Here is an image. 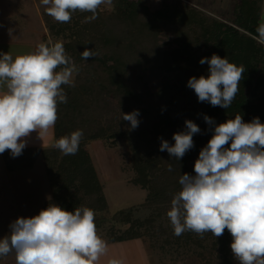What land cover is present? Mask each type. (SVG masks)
<instances>
[{
  "label": "trees",
  "instance_id": "16d2710c",
  "mask_svg": "<svg viewBox=\"0 0 264 264\" xmlns=\"http://www.w3.org/2000/svg\"><path fill=\"white\" fill-rule=\"evenodd\" d=\"M115 2L114 13L99 9L97 18L87 21L91 13L77 11L69 23L49 26L52 34L63 40L67 55L78 68L75 86H64L67 103L58 106L55 137L81 129L83 138L75 155H64L53 146L36 150L37 156H44L52 191L42 209L49 204L67 211L86 206L95 211L99 227L103 223L99 214L107 210L108 202L87 147L100 139L113 148L126 139L135 172L130 183L147 191V196L137 209L118 212L122 223L130 227L120 230L111 226L110 240L155 238L162 232L178 244L209 247L222 264H235L227 229L217 238L210 232L203 238L193 232L177 237L173 229L167 232L164 222L170 226L166 213L172 195L181 189L180 175L195 174L199 152L213 135L215 125H208L205 115L215 124L234 119L236 114H241L244 122L259 117L264 123V45L252 38L261 21L262 4L260 0H235V18L229 22L212 19L185 0L175 4L164 1L155 10L147 0ZM86 48L98 55L83 60L81 53ZM214 53L245 69L239 92L228 109L199 102L187 87L190 77L209 74V65L199 61ZM134 110L140 113L138 127L130 129V122L125 121L129 127L123 130L124 121L118 118ZM186 120H192L201 131L193 135L194 147L178 161L159 150L160 138L174 144L173 134L186 130ZM142 208L151 214L143 221L134 219V211ZM171 239L165 241L170 243Z\"/></svg>",
  "mask_w": 264,
  "mask_h": 264
},
{
  "label": "clouds",
  "instance_id": "9594fccd",
  "mask_svg": "<svg viewBox=\"0 0 264 264\" xmlns=\"http://www.w3.org/2000/svg\"><path fill=\"white\" fill-rule=\"evenodd\" d=\"M112 0H41L45 12L59 23H69L79 11L97 18L102 4ZM11 32V29H9ZM264 45V13L252 37ZM85 49V61L97 56ZM200 64L209 65L208 75L192 76L187 87L199 102L228 109L243 79L244 67L227 57L212 54ZM78 68L62 42H41L34 51L13 55L0 52V154L6 150L15 158L27 147L33 131L47 132L58 120V106L67 103L64 86L74 87ZM138 110L123 113L130 129L139 125ZM213 135L194 163V175L179 177L181 189L172 195L166 215L177 237L193 232L203 238L231 234L230 248L238 264H264V123L259 117L244 122L241 114L215 124ZM186 130L173 134L174 144L161 139V152L181 160L194 147L193 135L201 129L192 120ZM83 130L60 137L52 145L64 155H75ZM169 171L172 170L169 165ZM95 211L86 206L67 211L49 204L32 217H18L9 225V234L0 239V258L15 255V264H98L108 252L107 242L98 234ZM107 264H123L111 258Z\"/></svg>",
  "mask_w": 264,
  "mask_h": 264
},
{
  "label": "rangeland",
  "instance_id": "374dc122",
  "mask_svg": "<svg viewBox=\"0 0 264 264\" xmlns=\"http://www.w3.org/2000/svg\"><path fill=\"white\" fill-rule=\"evenodd\" d=\"M33 0H0V12L3 10L10 13H16V22L11 25L15 26H31L36 33H43L48 28L49 39L53 42H63L62 39L54 36L49 29L50 24H55L51 16L45 12V6L41 4V0H36L38 9L33 6ZM167 1L171 4L180 2L181 0H147L150 9L155 10L161 4ZM190 5L196 7L199 11L204 12L212 19L222 21H233L235 0H185ZM262 4V13H264V0H260ZM101 10L105 12H113L116 9V2L112 0L111 4H102ZM3 11V13H5ZM43 14L45 20L41 25L40 17L37 14ZM28 15V17L26 16ZM30 17V18H29ZM43 21V20H42ZM10 23V22H9ZM47 24V26H46ZM163 31L165 28L162 29ZM27 39L29 38V27L26 31ZM33 36V34H32ZM47 40V41H48ZM66 51V50H65ZM75 74V73H74ZM75 76V75H74ZM73 76V78H74ZM158 77V75H157ZM155 84L153 81L150 84L152 88ZM122 121V117L118 118ZM123 130L128 129L129 125L123 120ZM29 148H25L22 155L13 158L10 151L4 157L0 154V239L9 234V225L18 217H32L39 214L45 202H47L52 195L50 187V177L47 173L46 162L43 154L36 155L37 149H46L52 147H43L41 142H44L46 137L42 136L40 139H34L33 134L29 137ZM110 142L113 140L109 139ZM88 150L92 161L96 168L100 182L105 192L108 208L105 212H101L99 217H102V224L97 227L98 234L109 245H139L134 247L135 255L128 256L126 253L122 257L123 264H222L221 259L216 256V252H210L207 249H200L178 244L174 238L171 239L167 233L157 234L156 237L146 235L139 240L128 242H112L109 238L111 226L118 229H125L130 227V224L122 223L117 216L121 210L127 211L130 207H139V205L146 199L147 191L141 190L132 185L131 178L135 175L133 170L132 154L129 143L126 139L119 140L118 144L110 147L104 140H94L89 142ZM58 165L54 166V170ZM150 211L140 209L134 211L133 218H140L142 221L148 218ZM167 232H170L171 224L164 222ZM144 230V228H143ZM171 239L170 243L165 240ZM130 250V253L133 252ZM204 251V254H200ZM129 252V251H124ZM114 257L112 251L107 252ZM11 255V254H10ZM116 256V255H115ZM98 261V264H107L108 260ZM117 258V257H114ZM0 264H15V255L0 260ZM235 264L238 261L235 259Z\"/></svg>",
  "mask_w": 264,
  "mask_h": 264
},
{
  "label": "crops",
  "instance_id": "0c3cea01",
  "mask_svg": "<svg viewBox=\"0 0 264 264\" xmlns=\"http://www.w3.org/2000/svg\"><path fill=\"white\" fill-rule=\"evenodd\" d=\"M32 2L34 3L33 6H35L37 10L38 5H37L36 0H33ZM3 11L2 13L0 12V52L6 53L10 51L13 55L28 53V52L34 51L39 43L47 42L49 38L47 27H46L45 32L36 33V31L31 26L30 20L28 23L30 26L23 27V26L11 25L12 23L16 22V13H10L9 11L7 12L5 11V13H3ZM37 15L40 17L39 21H41V25L44 24L45 20L43 18V14L38 13ZM26 16L28 17V15ZM26 27H27V30L29 27V38L28 39H27V33L25 34L23 33L24 31H26ZM9 29H11V32H9ZM31 134H33L34 139H40L42 136L46 137L45 141L41 142V145H44L43 147H50L57 140V138L55 137L54 127L49 129L47 132L41 133L40 136H39L38 131H33ZM26 140H27L26 148L28 149L29 139H26ZM8 152L9 151L6 150L2 155L5 157V154ZM127 242L130 243V241H127ZM136 246H139V245H109L108 252L112 251L116 255V256L114 255V257H117L118 259L122 260V257H124L126 253L128 254V256L133 255L134 257L136 254L133 249H135L134 247ZM131 249L133 250L132 253H130ZM124 251H129V252H124ZM111 257L112 256H110V254L107 253L105 256H102L99 261L104 260V259L107 260L108 258H111Z\"/></svg>",
  "mask_w": 264,
  "mask_h": 264
}]
</instances>
